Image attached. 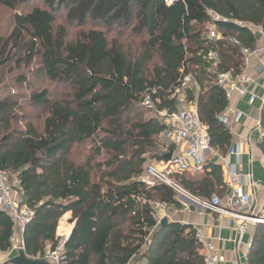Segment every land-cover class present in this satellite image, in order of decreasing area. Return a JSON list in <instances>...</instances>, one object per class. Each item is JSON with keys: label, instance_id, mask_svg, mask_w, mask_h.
I'll return each mask as SVG.
<instances>
[{"label": "trees", "instance_id": "trees-1", "mask_svg": "<svg viewBox=\"0 0 264 264\" xmlns=\"http://www.w3.org/2000/svg\"><path fill=\"white\" fill-rule=\"evenodd\" d=\"M33 1L0 0L15 12L14 28L0 38V169L15 176L21 205L34 212L24 253L42 261L55 250L60 220L71 213L76 224L61 264H204L195 230L158 225L157 204L181 208L177 191L139 178L150 161L164 162L165 145L174 149L161 143L169 127L160 114L178 111L173 94L187 75L199 89H187L186 101L197 105L212 147L229 151L233 137L219 121L228 99L217 76L243 73L241 48L257 49L253 28L264 34V0H39L19 12ZM210 12L227 21L214 22ZM213 24L240 46L210 40ZM66 25L92 28L69 42ZM40 80L64 92L32 90ZM27 102L45 109L42 125L24 111ZM260 122L264 133V111ZM259 148L264 156V137ZM171 179L202 201L226 189L222 166L209 162ZM13 234L0 212V253L11 250ZM248 261L264 264V224L255 225Z\"/></svg>", "mask_w": 264, "mask_h": 264}, {"label": "built area", "instance_id": "built-area-1", "mask_svg": "<svg viewBox=\"0 0 264 264\" xmlns=\"http://www.w3.org/2000/svg\"><path fill=\"white\" fill-rule=\"evenodd\" d=\"M167 3L172 4V0H167ZM209 14L214 22L227 21L215 13L210 12ZM207 29L209 30L208 38L210 40H227L235 46H240L237 39H227L218 33L214 24L207 26ZM259 52V49L252 50L246 47L240 50L245 65H248L252 58L257 57ZM207 60L215 65L219 62V57L217 53L211 52L208 54ZM217 83L226 92L228 99L231 98L232 94L237 93L241 97L248 96L250 104H254L257 100V97L249 90L250 80L243 73L238 76L234 72L218 74ZM192 88L199 89L197 82L191 75L184 76L181 80V86L173 94L179 101V108L181 109L173 113L163 112L160 114L169 127V130L165 133V139L173 144L184 145L186 147L185 152L180 155H173L170 162H168L170 165L169 170H163L157 165L148 164L139 179L141 183L148 187H154L156 184H166L175 189L181 196L196 200L191 194L176 185L171 176L182 173H201L207 164V158L212 155L217 156L227 177L225 183L227 195L224 200L220 196L214 195L208 201H196L205 210L216 214H228L235 220L240 221L238 232L241 239L250 225L264 224V218L241 216L236 213L238 208L247 206L251 202V194L247 190L253 186L252 174H245L238 169L241 155L239 148L231 147L226 156L217 154L214 151L212 137L199 118L197 105L187 103L185 100V91ZM145 104L149 105L150 100L147 99ZM261 104L262 111H264V98L261 100ZM240 118V113L231 118L225 112L220 116L219 121L231 130L232 125L239 122ZM164 152L169 153L166 150ZM232 158H236V162L233 163ZM158 208H161V205L157 204L156 209ZM0 212L7 214L14 224V234L11 239L12 248L9 252L0 253L1 263L3 259L9 261L14 252H24L23 236L25 228L34 217V212L20 203L19 185L15 176L2 169H0ZM68 239L69 236H66L65 240L60 239L55 250L51 247L48 248L42 261L49 264H61L64 245ZM196 240L201 245L204 264H221L224 261V258L206 241L201 230H197ZM252 243L253 240L251 246ZM244 264L250 263L247 261Z\"/></svg>", "mask_w": 264, "mask_h": 264}, {"label": "crops", "instance_id": "crops-1", "mask_svg": "<svg viewBox=\"0 0 264 264\" xmlns=\"http://www.w3.org/2000/svg\"><path fill=\"white\" fill-rule=\"evenodd\" d=\"M252 32L255 34L257 40L256 48L260 52L257 57L250 60L248 65H245L243 74L250 80L249 90L257 97V100L254 104H250L248 96L241 97L237 93H234L230 99L227 98L228 108L226 112L231 118L235 114H241L239 122L234 123L231 130L228 129L233 137L231 147L239 148L240 150L241 155L238 169L245 174H252L253 178V186L247 190L251 194V202L247 206L238 208L236 213L241 216L264 218V156L259 148L260 141L264 137V133L260 127L263 112L261 100L264 98V34L261 28H253ZM173 145V155L183 154L186 150V147L182 144ZM214 151L217 154L223 155L217 149H214ZM231 161L233 163L236 162V158H232ZM207 162L221 165L219 158L214 155L209 156ZM151 163H154V161L149 162V164ZM163 163L165 161L158 163V166ZM226 181L227 177L224 174V183ZM224 191L223 197L220 196L223 200L227 195V190L224 189ZM193 198L202 201L196 197ZM177 200L181 208L159 204L161 208L156 209V218L159 226H161V222L166 220V225L178 223L182 226H189L196 232L197 230H201L206 241L224 258L221 264H244L248 261L255 225H250L247 232L240 239L238 232L240 221L235 220L232 216L228 214H216L205 210L196 200L187 197L178 196ZM63 220L64 224H66V228L64 229L66 232L63 233H67L64 235L70 237L76 221H73L71 213H67ZM63 222L60 221L58 228H60ZM187 232L189 233V231Z\"/></svg>", "mask_w": 264, "mask_h": 264}, {"label": "rangeland", "instance_id": "rangeland-1", "mask_svg": "<svg viewBox=\"0 0 264 264\" xmlns=\"http://www.w3.org/2000/svg\"><path fill=\"white\" fill-rule=\"evenodd\" d=\"M166 2H167V0H166ZM41 5H42V2L39 1V0H36V1L31 2L27 7L25 6L23 8V10H20L19 12H25L26 13V12H29L32 8L38 7V6H41ZM14 15H15L14 11H11L10 9H7L4 6H0V38L6 37L8 34L11 33L12 29L14 28ZM60 25H65L63 17H61L57 21V26H60ZM67 28H68L67 41L71 42V41H74L76 39L77 34L81 30H90L92 27L88 26V27H85V28H80L78 26L68 25ZM107 37H108L109 41H112L113 39L116 40V38H117L114 35V33H110L109 35H107ZM131 40L132 39H129V41H126V38H121L120 42L127 44V43H130ZM47 87H50V86L46 85L45 81L40 80V81H38V83H36V85L34 86V88L32 90H36V91H40L41 92V91L45 90ZM50 90H52L51 93L54 94V95H57V94L58 95H62V92H64V88L61 90L58 86H54ZM26 91H27L26 87L21 88V92H22L23 95H26L29 92V91H27V92ZM30 91H31V89H30ZM24 107H25L24 111L27 112V114L33 119L32 122H34V124H37V126L42 125L43 121L46 118L45 109L39 108V107H35V106L32 107L30 102L25 103ZM179 109H181V108H179ZM162 142L163 143L167 142V144L169 145V143L165 139V137L161 140V143ZM166 149H167V146L165 145V147L162 149L163 152ZM151 164L155 165V166L156 165L158 166L157 162H154V163H151ZM159 167L161 169H163V170H169L170 169V165L168 163H163V164L159 165ZM178 195L181 197V195L179 193H178ZM64 217L60 220L61 222L64 221L63 220ZM68 225H69V222H68ZM65 228H66V226L62 227L61 228V232H59V230L57 231L58 236L60 234L59 238L61 240H65L66 239V235H64V234H67V233H63V232H66V231H64ZM67 232H68V230H67ZM62 235H64V236H62ZM19 253H21V252L20 251L19 252H14L13 255H11V258L9 259V261L11 262V260L13 258H15ZM9 261H7L6 259H3L1 263H5V262H9Z\"/></svg>", "mask_w": 264, "mask_h": 264}, {"label": "water", "instance_id": "water-1", "mask_svg": "<svg viewBox=\"0 0 264 264\" xmlns=\"http://www.w3.org/2000/svg\"><path fill=\"white\" fill-rule=\"evenodd\" d=\"M172 157H173V151L166 154L164 156L165 163L170 162ZM166 224H167L166 220L161 222V226H165ZM11 264H49V263L29 258L24 252H21L15 258L11 260Z\"/></svg>", "mask_w": 264, "mask_h": 264}]
</instances>
